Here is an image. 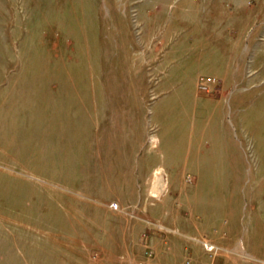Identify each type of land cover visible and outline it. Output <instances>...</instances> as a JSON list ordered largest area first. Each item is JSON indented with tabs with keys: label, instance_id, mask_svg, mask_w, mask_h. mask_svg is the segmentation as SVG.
Masks as SVG:
<instances>
[{
	"label": "rangeland",
	"instance_id": "1",
	"mask_svg": "<svg viewBox=\"0 0 264 264\" xmlns=\"http://www.w3.org/2000/svg\"><path fill=\"white\" fill-rule=\"evenodd\" d=\"M0 264H264V0H0Z\"/></svg>",
	"mask_w": 264,
	"mask_h": 264
},
{
	"label": "bare ground",
	"instance_id": "2",
	"mask_svg": "<svg viewBox=\"0 0 264 264\" xmlns=\"http://www.w3.org/2000/svg\"><path fill=\"white\" fill-rule=\"evenodd\" d=\"M153 140L157 139V137H152ZM162 168H157L154 171V174L156 176L157 184L154 185V189L151 191L152 195L155 197H158L160 193L164 190L166 187V182L163 180L162 175Z\"/></svg>",
	"mask_w": 264,
	"mask_h": 264
},
{
	"label": "built area",
	"instance_id": "3",
	"mask_svg": "<svg viewBox=\"0 0 264 264\" xmlns=\"http://www.w3.org/2000/svg\"><path fill=\"white\" fill-rule=\"evenodd\" d=\"M202 242H203V245H204L206 251H208L210 256L214 257L222 249L218 245H216V244H214L208 240H203Z\"/></svg>",
	"mask_w": 264,
	"mask_h": 264
}]
</instances>
